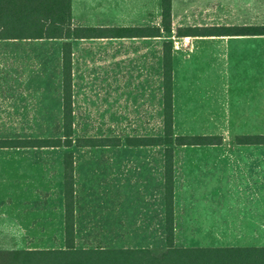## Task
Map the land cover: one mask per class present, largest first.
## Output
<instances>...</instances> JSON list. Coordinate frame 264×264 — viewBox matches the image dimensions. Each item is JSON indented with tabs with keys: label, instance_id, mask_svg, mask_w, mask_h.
<instances>
[{
	"label": "crops",
	"instance_id": "crops-1",
	"mask_svg": "<svg viewBox=\"0 0 264 264\" xmlns=\"http://www.w3.org/2000/svg\"><path fill=\"white\" fill-rule=\"evenodd\" d=\"M171 1V33L163 27L162 0H72L71 29L84 30L79 33L88 38L0 39V119L47 116L56 84L63 116L68 43L73 120L79 85L92 84L97 99L115 102V111L126 101L128 111L161 113L164 130L165 43L172 39L174 136L222 138L221 144L174 146V244L264 247V144L236 142L239 136H264V35L258 32L264 27V0ZM188 29L201 33L191 35ZM135 101L141 105L135 108ZM5 130L2 119L0 132ZM106 139L111 141L100 146L121 144ZM32 140L39 139L0 135V153L15 151L0 156V197L15 198L12 208H0V251L65 249V159L61 238L55 247L53 157L32 152L50 149L52 155L53 147L22 144ZM143 147H163V152L72 159L76 249H167L166 146ZM90 176L87 186L80 185ZM99 184L107 185V201L102 191L81 190ZM97 194L93 203L99 208L88 207V198ZM34 223H43L44 240L34 238Z\"/></svg>",
	"mask_w": 264,
	"mask_h": 264
},
{
	"label": "trees",
	"instance_id": "trees-1",
	"mask_svg": "<svg viewBox=\"0 0 264 264\" xmlns=\"http://www.w3.org/2000/svg\"><path fill=\"white\" fill-rule=\"evenodd\" d=\"M72 0H0V39H69L88 38L71 29ZM163 27L172 32V1L162 0ZM198 29H188L196 35ZM202 31V30H201ZM204 31V30H203ZM264 35V27L258 32ZM91 32V31H89ZM180 34V31H178ZM164 135L162 137L127 138L132 147L166 146L165 201L166 241L163 252L151 249H113L75 247V195L72 159L64 156L65 249L0 252V264H264V247L258 248H177L174 244V172L175 145L221 144V137L183 136L173 133L172 43H165L164 58ZM61 138L32 140L22 144L38 147H71L73 145L72 47L63 46V116ZM111 140L79 138L78 147H96ZM113 141V140H112ZM118 144L121 143L117 140ZM238 144H264V136H239Z\"/></svg>",
	"mask_w": 264,
	"mask_h": 264
},
{
	"label": "rangeland",
	"instance_id": "rangeland-1",
	"mask_svg": "<svg viewBox=\"0 0 264 264\" xmlns=\"http://www.w3.org/2000/svg\"><path fill=\"white\" fill-rule=\"evenodd\" d=\"M171 42L172 39H171ZM174 45V43H173ZM79 92H77L76 108L73 120V145L71 147H59L53 148L52 155L50 149L48 151H41L40 149H33L34 156L53 157V177L52 186L54 193V226L51 232L55 247L59 246V240L61 238V212L63 208L62 194H63V182H62V167L63 159L65 154H72L74 157H133V156H161L163 152V147H153V148H134L128 147L126 145L127 138H139V137H158L164 135L162 114L149 115L147 110L138 109L128 111L130 107L127 106L126 101L119 102L117 106L118 110H114L115 102L110 104L109 101H99L96 97L97 92L94 90L92 84L79 85ZM60 97V98H59ZM61 93L59 94V89L57 84L54 86V103L53 110L48 111L47 116H22V117H5L1 118L5 121L6 130L5 133L0 135H5L6 138H33V139H53L61 138L62 134V105H61ZM136 106H140L141 102ZM147 102H142V108L146 107ZM131 106V104H130ZM133 106V105H132ZM10 129H13L10 131ZM79 138H97L98 140H107L106 138H112L113 142L117 140L121 141L120 146H97V147H85L80 148L76 145V140ZM100 144H103L101 142ZM4 154L0 153V156L10 157L14 155L13 149H7L3 151ZM28 151L22 150V155ZM43 152V153H42ZM81 179L87 186V181H92L93 176ZM48 190L51 182L50 173L48 172ZM43 188V187H42ZM107 185H98L89 189H81L88 194L98 193L102 191L101 198L103 201L109 199L108 192H105ZM108 195H106L105 193ZM83 193V192H82ZM97 195H91L88 198L90 208H99L94 206V200H98ZM15 198L13 196L0 197V208H12L10 205L14 204ZM93 203V205H92ZM103 208H109L105 205ZM199 209V208H198ZM0 215H2L0 213ZM264 217V216H263ZM43 217L37 216L36 221L42 220ZM264 224V219H263ZM35 231L37 235L34 238L42 239L45 238V227L43 223L35 224ZM3 230L0 229V233ZM48 239L50 238V230L48 229ZM108 231V229H107ZM1 239V237H0ZM3 246L0 244V248ZM7 252V251H0Z\"/></svg>",
	"mask_w": 264,
	"mask_h": 264
},
{
	"label": "built area",
	"instance_id": "built-area-1",
	"mask_svg": "<svg viewBox=\"0 0 264 264\" xmlns=\"http://www.w3.org/2000/svg\"><path fill=\"white\" fill-rule=\"evenodd\" d=\"M175 46H176V47L178 46V43H177V42H176V43H174V47H175Z\"/></svg>",
	"mask_w": 264,
	"mask_h": 264
}]
</instances>
